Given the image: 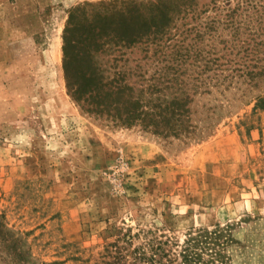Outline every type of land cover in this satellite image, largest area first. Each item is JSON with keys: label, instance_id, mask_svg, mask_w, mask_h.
Here are the masks:
<instances>
[{"label": "rangeland", "instance_id": "374dc122", "mask_svg": "<svg viewBox=\"0 0 264 264\" xmlns=\"http://www.w3.org/2000/svg\"><path fill=\"white\" fill-rule=\"evenodd\" d=\"M114 1L0 0V213L44 264H138L145 243L167 240L179 251L191 229L228 223L238 240L233 264H264V102L234 100L186 139L113 126L73 99L64 49L71 12ZM131 20L141 28L142 18ZM212 28H202L200 45L215 34L222 47L227 32ZM146 41L119 52L120 64L149 65ZM111 58L99 61L112 72ZM207 97L195 106L198 120Z\"/></svg>", "mask_w": 264, "mask_h": 264}, {"label": "trees", "instance_id": "16d2710c", "mask_svg": "<svg viewBox=\"0 0 264 264\" xmlns=\"http://www.w3.org/2000/svg\"><path fill=\"white\" fill-rule=\"evenodd\" d=\"M100 4H90L92 9L76 7L64 37L68 87L82 111L113 126H141L163 137L188 139L195 138L198 129L199 134L210 129L215 115L222 118L221 111L234 100H256V107L264 102V0H117ZM206 12L215 14L211 21L185 26L188 18L199 19ZM134 16L142 18L140 29L132 26ZM213 26L215 33L221 26L227 32L224 45H216L218 37L213 32V40L200 45L207 33L202 28ZM193 32L198 36L187 43ZM145 37L143 49L149 53L152 47V62L136 68L127 62L120 64L118 53L137 47ZM105 55L115 60L112 72L99 61ZM74 59L81 63L77 70L69 66ZM213 93H219L215 101L207 97ZM204 96L208 101L201 109L207 115L198 120L195 106ZM232 226L193 228L181 249L174 252L167 240L145 243L135 249L136 262L233 264L229 251L238 240ZM123 242L119 244L122 251L132 239ZM0 264H44L35 258L24 234L11 228L2 213Z\"/></svg>", "mask_w": 264, "mask_h": 264}]
</instances>
